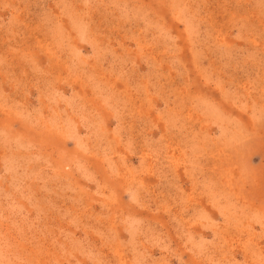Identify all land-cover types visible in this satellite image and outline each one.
<instances>
[{"label": "rangeland", "instance_id": "374dc122", "mask_svg": "<svg viewBox=\"0 0 264 264\" xmlns=\"http://www.w3.org/2000/svg\"><path fill=\"white\" fill-rule=\"evenodd\" d=\"M0 264H264V0H0Z\"/></svg>", "mask_w": 264, "mask_h": 264}]
</instances>
